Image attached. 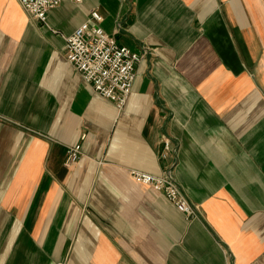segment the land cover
Masks as SVG:
<instances>
[{"label":"crops","instance_id":"0c3cea01","mask_svg":"<svg viewBox=\"0 0 264 264\" xmlns=\"http://www.w3.org/2000/svg\"><path fill=\"white\" fill-rule=\"evenodd\" d=\"M93 11L146 52L122 109L66 59ZM0 264H264V0H0Z\"/></svg>","mask_w":264,"mask_h":264},{"label":"built area","instance_id":"2783aa9c","mask_svg":"<svg viewBox=\"0 0 264 264\" xmlns=\"http://www.w3.org/2000/svg\"><path fill=\"white\" fill-rule=\"evenodd\" d=\"M81 3L83 0H71ZM61 0H20L23 9L32 17L46 21L48 11L60 4ZM102 16L93 11L89 21L79 26L66 38L67 61L77 69L94 91L122 109L131 94L136 78V67L146 52L134 51L119 45L115 37L101 26ZM170 150L169 142L165 151ZM82 155L80 144L67 148L64 166L75 165ZM165 156V153L162 155ZM132 177L145 185L161 191L180 211L188 216L196 215L188 195L174 178L171 169L156 176L142 171H131Z\"/></svg>","mask_w":264,"mask_h":264},{"label":"rangeland","instance_id":"374dc122","mask_svg":"<svg viewBox=\"0 0 264 264\" xmlns=\"http://www.w3.org/2000/svg\"><path fill=\"white\" fill-rule=\"evenodd\" d=\"M172 171V170H171ZM172 173H173V171H172ZM174 175V174H173ZM174 178H175V176H174ZM176 179V178H175ZM177 181V180H176ZM152 187V186H151Z\"/></svg>","mask_w":264,"mask_h":264}]
</instances>
